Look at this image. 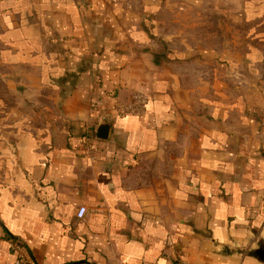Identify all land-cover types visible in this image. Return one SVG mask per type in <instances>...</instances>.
Masks as SVG:
<instances>
[{"label":"crops","instance_id":"0c3cea01","mask_svg":"<svg viewBox=\"0 0 264 264\" xmlns=\"http://www.w3.org/2000/svg\"><path fill=\"white\" fill-rule=\"evenodd\" d=\"M130 25L119 0H0V264L12 238L26 264H264L263 38L160 60Z\"/></svg>","mask_w":264,"mask_h":264},{"label":"rangeland","instance_id":"374dc122","mask_svg":"<svg viewBox=\"0 0 264 264\" xmlns=\"http://www.w3.org/2000/svg\"><path fill=\"white\" fill-rule=\"evenodd\" d=\"M119 1L124 3L125 34L120 38L124 46L135 42L129 34V23L148 20L155 35L147 44L160 60L168 55L170 48L179 53L186 46L194 50L202 46H243L257 43L260 38L264 44V0ZM106 38L108 44L114 43L113 37ZM131 50L130 47L128 54Z\"/></svg>","mask_w":264,"mask_h":264},{"label":"built area","instance_id":"2783aa9c","mask_svg":"<svg viewBox=\"0 0 264 264\" xmlns=\"http://www.w3.org/2000/svg\"><path fill=\"white\" fill-rule=\"evenodd\" d=\"M146 98L141 95L137 94L133 96L132 101L128 105H119L117 107V115L118 116H130L135 113H138V111L145 106ZM86 145L88 146L89 152H93V144L90 142V137H86ZM94 159V157H92ZM87 213V209L85 207H81L78 212H77V218L78 219H83ZM15 245L13 246V249L19 253V258L17 259L15 264H26L27 259L25 254H23L21 251L22 246L20 244L14 243Z\"/></svg>","mask_w":264,"mask_h":264},{"label":"water","instance_id":"95a60500","mask_svg":"<svg viewBox=\"0 0 264 264\" xmlns=\"http://www.w3.org/2000/svg\"><path fill=\"white\" fill-rule=\"evenodd\" d=\"M97 134L99 139L107 140L109 137V124L100 125ZM258 253L262 256L264 260V251H258Z\"/></svg>","mask_w":264,"mask_h":264},{"label":"trees","instance_id":"16d2710c","mask_svg":"<svg viewBox=\"0 0 264 264\" xmlns=\"http://www.w3.org/2000/svg\"><path fill=\"white\" fill-rule=\"evenodd\" d=\"M12 241H13L14 243L20 244V243H18L17 240H15V239H13V238H12Z\"/></svg>","mask_w":264,"mask_h":264}]
</instances>
